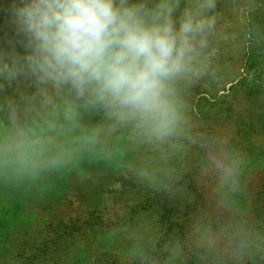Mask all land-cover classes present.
I'll use <instances>...</instances> for the list:
<instances>
[{
  "label": "rangeland",
  "instance_id": "rangeland-1",
  "mask_svg": "<svg viewBox=\"0 0 264 264\" xmlns=\"http://www.w3.org/2000/svg\"><path fill=\"white\" fill-rule=\"evenodd\" d=\"M215 15L203 71L176 85L173 136L117 130L114 170L86 155L34 174L0 171L23 188L30 221L0 232V264H264V0H216ZM222 160L234 168L228 185ZM78 221L91 229L68 236Z\"/></svg>",
  "mask_w": 264,
  "mask_h": 264
},
{
  "label": "clouds",
  "instance_id": "clouds-1",
  "mask_svg": "<svg viewBox=\"0 0 264 264\" xmlns=\"http://www.w3.org/2000/svg\"><path fill=\"white\" fill-rule=\"evenodd\" d=\"M6 5V6H5ZM216 0H0V171L34 174L110 155L131 129L177 132L176 85L203 71ZM97 114L99 122L85 120ZM222 185L234 177L216 165Z\"/></svg>",
  "mask_w": 264,
  "mask_h": 264
},
{
  "label": "trees",
  "instance_id": "trees-1",
  "mask_svg": "<svg viewBox=\"0 0 264 264\" xmlns=\"http://www.w3.org/2000/svg\"><path fill=\"white\" fill-rule=\"evenodd\" d=\"M7 27V15L6 13L0 12V34H2L7 29ZM25 88H27L26 84L21 83L19 85L13 86L12 88H6L0 91V101H2L6 96L11 95L17 89L24 90ZM120 152L122 153V148L120 146H117L116 149H114L110 155L104 157L95 156L98 160L96 163V169H116L115 165L119 164L118 162L120 161ZM37 177L39 178V174ZM3 178L5 177H2L0 175V232L8 236L9 231L11 230V226H23L25 223L27 224L30 221L27 220L29 218H27V216H25L23 213L25 209L23 204H27V201H22V198L26 199V193L24 192L23 188H21V185L17 183V180L15 182L13 179V185H7L5 179ZM6 189H9L10 192L5 193ZM32 190L34 191L35 188L33 187ZM10 197L13 198L12 205H5L6 201H8ZM77 223H79L78 226L74 225V229L68 233V236L74 234L81 227L84 229H91L90 224H86L79 221ZM57 244H60V242H57ZM77 256L78 261H81L82 259L84 260L85 258V254L83 255V253H78Z\"/></svg>",
  "mask_w": 264,
  "mask_h": 264
}]
</instances>
